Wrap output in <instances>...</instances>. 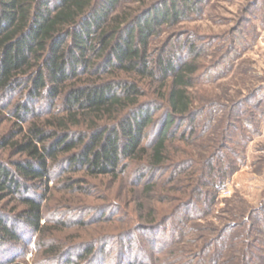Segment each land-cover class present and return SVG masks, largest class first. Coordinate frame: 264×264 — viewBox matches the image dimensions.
<instances>
[{
	"label": "trees",
	"instance_id": "obj_1",
	"mask_svg": "<svg viewBox=\"0 0 264 264\" xmlns=\"http://www.w3.org/2000/svg\"><path fill=\"white\" fill-rule=\"evenodd\" d=\"M202 1L0 0V264H28L29 251L32 264H109L110 229L83 234L94 215L127 225L116 239L165 233L162 263L219 264L229 251V263L264 264V203L229 209L238 222L220 231L192 224L264 124L260 89L214 123L198 86L220 62L204 66L192 36L153 45Z\"/></svg>",
	"mask_w": 264,
	"mask_h": 264
},
{
	"label": "rangeland",
	"instance_id": "obj_2",
	"mask_svg": "<svg viewBox=\"0 0 264 264\" xmlns=\"http://www.w3.org/2000/svg\"><path fill=\"white\" fill-rule=\"evenodd\" d=\"M144 1L146 5H149L158 0ZM199 7V12L191 11L188 8V11H191L189 18L183 19L174 27L164 28L161 35L153 41V45L160 46L165 40L170 39L178 42L186 41L192 36L193 39H196L197 45L205 49L203 57L199 58L204 66L210 67L216 61L220 62V67L211 71L215 77H206L198 86V94L205 101L204 103L210 104V106L217 103V109L220 110L214 115V123H217L223 115L221 105H230L232 101L244 98L256 89L264 91V0H204L199 3ZM232 47L234 49L228 52ZM226 52H228L226 56H223ZM184 57L187 59L188 55L184 54ZM199 96L197 95V97ZM199 141L201 142V140L196 142ZM174 144L185 146L178 141ZM198 149L195 150L198 151ZM158 180L160 182L162 178ZM98 193L99 191L95 193L96 196ZM263 203L264 124L260 127V131L253 135V139L245 149L244 160L239 164L237 172L228 178L225 185L219 190L209 212L193 221L192 224L197 223L200 227L209 226L220 231L228 223L237 221L231 218L229 209L233 208L237 214H240L246 209L248 211L260 209ZM125 207L128 210L132 208L127 205ZM158 207L165 213L172 208L171 204L166 203L159 204ZM194 209L192 208L193 211ZM124 214H120V216ZM96 218V215L91 217L88 221L90 224L84 228L83 234L87 235L85 237H89V233L91 235H97L98 232L103 234L105 231L102 228L110 229L109 232L112 233L114 239L111 238V243L105 247L109 264L119 262L120 252L123 253L124 261L119 264H127L129 260L142 258V256L143 261L150 264L170 263L161 262L163 259H167L169 254V248L163 243L166 237L165 233L161 232L153 236L152 233L145 234L138 229L134 230L135 234L130 236V240L129 237L120 240L121 237L117 236L118 239H116V235L119 234V229L120 231L127 229V225L120 224V222L112 224L109 220L105 222ZM173 218L169 231H172L176 224ZM78 219L80 216H77L75 220ZM129 224L136 225L135 223ZM200 233L201 231L198 235ZM205 235L214 237L213 232H208ZM150 236L154 239V245H151L150 240L148 241ZM192 239L195 240V236H189L186 239V244L188 245ZM222 254L221 259H223L219 264H233L228 262L229 251H223ZM34 255L33 251L27 252L25 259L28 264L33 263ZM103 257L99 254L95 259L100 262L103 261Z\"/></svg>",
	"mask_w": 264,
	"mask_h": 264
}]
</instances>
